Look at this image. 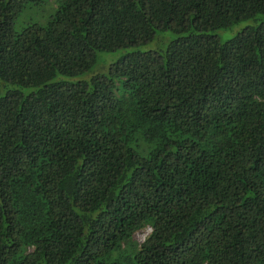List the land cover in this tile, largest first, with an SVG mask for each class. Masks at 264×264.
I'll list each match as a JSON object with an SVG mask.
<instances>
[{
	"label": "trees",
	"instance_id": "1",
	"mask_svg": "<svg viewBox=\"0 0 264 264\" xmlns=\"http://www.w3.org/2000/svg\"><path fill=\"white\" fill-rule=\"evenodd\" d=\"M0 264H264V0H0Z\"/></svg>",
	"mask_w": 264,
	"mask_h": 264
},
{
	"label": "rangeland",
	"instance_id": "2",
	"mask_svg": "<svg viewBox=\"0 0 264 264\" xmlns=\"http://www.w3.org/2000/svg\"><path fill=\"white\" fill-rule=\"evenodd\" d=\"M45 14V12H43ZM41 14L39 11H37L34 7L26 8L20 15V17L17 20V25H20L24 23L25 21L30 18L31 20H37L40 19ZM262 18V16L260 17ZM254 24V22L251 21H240L236 24L231 25L228 28L225 29H218L215 31H212L211 33L214 34L220 41H225L230 39L232 36H234L237 32H239L244 26ZM164 36V40L163 37ZM172 34L169 33H162V34H156L154 38L144 44L140 47L141 50H153L160 47L165 41H167ZM162 41V42H161ZM124 50H117L110 53H99L97 57L96 64L92 67V73H105L109 64H111L121 53H123ZM149 227L145 226L142 229L136 231L133 234V238L137 242H141L144 237L148 234Z\"/></svg>",
	"mask_w": 264,
	"mask_h": 264
}]
</instances>
